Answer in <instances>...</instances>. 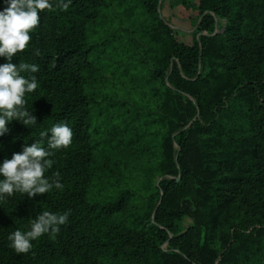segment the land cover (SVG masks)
<instances>
[{"label":"trees","instance_id":"16d2710c","mask_svg":"<svg viewBox=\"0 0 264 264\" xmlns=\"http://www.w3.org/2000/svg\"><path fill=\"white\" fill-rule=\"evenodd\" d=\"M160 1L73 0L66 12L45 10L29 47L14 57V64L40 67L38 88L26 94L37 124L13 121L0 138V161L60 122L72 128L73 142L46 173H60L63 191L0 202V264H264V0L203 6L202 14L228 19L227 35L202 36L192 46L166 42ZM199 27L213 34L215 16H202ZM219 42L209 58V45ZM116 66L120 74L110 80L122 76L125 88L105 89L93 75ZM225 74L239 89L237 126L222 115L234 98L222 107L221 97L211 106L220 115L197 125L194 169L178 171L175 144L179 161L188 148L183 95L196 97ZM138 93L142 103L133 106ZM179 174L181 182H163V196L155 192L156 176ZM189 187L202 221L192 244L179 227L185 213L162 204ZM69 209L55 239L42 236L27 254L9 247L8 235L26 231L42 211ZM166 242L172 248L164 252Z\"/></svg>","mask_w":264,"mask_h":264},{"label":"clouds","instance_id":"9594fccd","mask_svg":"<svg viewBox=\"0 0 264 264\" xmlns=\"http://www.w3.org/2000/svg\"><path fill=\"white\" fill-rule=\"evenodd\" d=\"M0 10V138L9 132V125L18 121L27 128L37 124L33 109L26 107V94L38 88L35 73L40 67L34 63L12 61L19 53L29 47L32 33L40 24L41 14L45 11H68L73 0H3ZM34 55L39 56L36 49ZM27 75H24V74ZM41 140L30 145L25 143L21 152L13 153L11 158L0 161V202L14 193L25 194L28 199L50 194L54 190L63 191L58 171L46 175L55 163L52 157L57 151L67 149L73 142V130L66 122L53 125L48 132L40 133ZM2 148V145H0ZM71 210L63 213L42 211L29 221L26 231L11 232L7 239L9 247L17 254H27L33 242L47 235L55 239L61 226L66 225Z\"/></svg>","mask_w":264,"mask_h":264},{"label":"rangeland","instance_id":"374dc122","mask_svg":"<svg viewBox=\"0 0 264 264\" xmlns=\"http://www.w3.org/2000/svg\"><path fill=\"white\" fill-rule=\"evenodd\" d=\"M214 3V0H161L160 8H159V18L161 22L165 24L168 29V34L165 37L167 43L172 41L181 42L187 46L195 45L202 36H208L210 38L215 37L216 35H221L225 37L227 35V29L229 26L228 19L222 16H218L214 11H205L203 12V6L210 7L211 4ZM206 14H211L216 18V28L213 34H208L200 30V23L202 20V16ZM221 42L217 44L211 43L209 45L208 54L209 58H212V55L219 49V45ZM210 52V53H209ZM217 55L215 54V57ZM116 59V56L112 57ZM214 59V58H213ZM225 62V61H224ZM229 63L236 62V57H230L228 60ZM171 72V69L169 73ZM112 73L119 72V66H116V70H107L106 67L98 73L94 74L93 77L100 79L105 85V89L114 88L116 90H120L121 88H125L121 81H124L125 78L122 76L118 77L119 81L114 82L111 81ZM117 78V76H116ZM237 82V79L235 80ZM169 85V84H168ZM170 86V85H169ZM203 85L201 87L202 94L197 95L196 97H192L189 94H184L183 104L184 106V122L185 127L184 131L187 132V141L188 148L185 154L182 156V160H178L179 148L175 144V150L177 154L175 155V160L177 163L178 171L185 168L188 170H193L194 165L193 160H196L199 156L198 151L196 150L197 146V125L206 124L214 120V117L219 116L220 114L214 112L212 109V104L219 101L221 97H225V101L223 100V105L227 106L229 102L228 99L231 97L234 98L235 101L231 103V109L228 114H222L224 117V121L230 127L237 126L238 118H234L237 116L238 112V95L239 89L236 88V83L234 85L233 81H229L228 75L225 74L220 77L219 81L215 83V85ZM171 87V86H170ZM136 102H134L133 106H140L138 103H142L141 94H136ZM236 97V98H235ZM222 99V98H221ZM199 100L202 101V107H199ZM244 104V103H243ZM244 120V119H243ZM243 130V129H242ZM176 136V135H175ZM220 147V146H219ZM218 147V148H219ZM221 149V148H220ZM128 167H135L134 165H130ZM193 167V168H192ZM131 170V169H130ZM182 175L179 174L177 176H156L153 180V188L155 192H160L163 196L162 185L164 181L175 180L176 182L182 181ZM140 181L139 178L136 180V176L132 178V181ZM140 184V182H139ZM195 196L191 191V187L189 189L182 191L181 189L174 190L169 196L166 197L165 201L162 203L166 206L173 207L175 209H179L185 213V218L179 224L181 234L190 233L191 239L190 243L197 238L199 232V226L202 221H200V217L197 215L196 205L194 203ZM172 238V235L171 237ZM171 245L169 242H166L161 250L167 252L171 249ZM176 253H182L179 248L175 250ZM191 251L188 247L184 248V255L189 254Z\"/></svg>","mask_w":264,"mask_h":264}]
</instances>
